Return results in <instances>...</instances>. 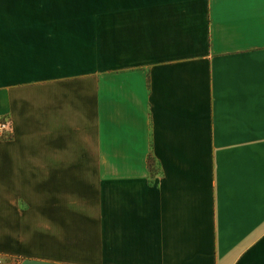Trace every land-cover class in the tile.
I'll return each instance as SVG.
<instances>
[{
	"label": "crops",
	"instance_id": "1",
	"mask_svg": "<svg viewBox=\"0 0 264 264\" xmlns=\"http://www.w3.org/2000/svg\"><path fill=\"white\" fill-rule=\"evenodd\" d=\"M0 264H264V0H0Z\"/></svg>",
	"mask_w": 264,
	"mask_h": 264
},
{
	"label": "built area",
	"instance_id": "2",
	"mask_svg": "<svg viewBox=\"0 0 264 264\" xmlns=\"http://www.w3.org/2000/svg\"><path fill=\"white\" fill-rule=\"evenodd\" d=\"M9 126L6 119H0V139L6 138L9 135Z\"/></svg>",
	"mask_w": 264,
	"mask_h": 264
},
{
	"label": "rangeland",
	"instance_id": "3",
	"mask_svg": "<svg viewBox=\"0 0 264 264\" xmlns=\"http://www.w3.org/2000/svg\"><path fill=\"white\" fill-rule=\"evenodd\" d=\"M8 137V136H7Z\"/></svg>",
	"mask_w": 264,
	"mask_h": 264
}]
</instances>
